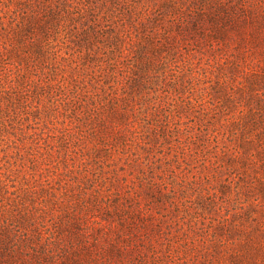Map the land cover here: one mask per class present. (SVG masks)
Instances as JSON below:
<instances>
[{
    "label": "trees",
    "instance_id": "16d2710c",
    "mask_svg": "<svg viewBox=\"0 0 264 264\" xmlns=\"http://www.w3.org/2000/svg\"><path fill=\"white\" fill-rule=\"evenodd\" d=\"M14 4L5 36L11 38V52L20 68L35 70L48 61L58 62L63 60L61 49H70L68 55L74 56L81 72L108 69L113 81H120L121 94L110 93L107 103H93L88 110L94 141L87 154L93 157L90 168L82 164L75 175L69 170L60 173L55 188L49 183L27 184L18 192L0 195V264H197L201 258L206 264H256L258 257H264V246L251 242L249 250L231 253L227 263H214L218 260L210 253L215 252L214 234L187 241L183 234L182 243L174 247L169 225L161 229L165 215L160 214V205L171 193L161 176L155 181L151 171L147 178L138 170L136 185L127 184V175L104 169V162L94 156L103 152L111 159L122 126L131 127L123 116L136 111L133 100L138 93L162 90L199 55L210 57L207 60L230 75L244 77L239 84L257 107L247 124L262 129L257 134V155L264 172V105L258 99L264 95L260 92L264 0H16ZM104 124L113 134L103 132ZM145 179H150L146 185ZM257 183L264 197V174ZM196 240L202 242L200 247L193 245Z\"/></svg>",
    "mask_w": 264,
    "mask_h": 264
},
{
    "label": "rangeland",
    "instance_id": "374dc122",
    "mask_svg": "<svg viewBox=\"0 0 264 264\" xmlns=\"http://www.w3.org/2000/svg\"><path fill=\"white\" fill-rule=\"evenodd\" d=\"M15 1L0 0V195L27 184L55 188L60 173L75 175L81 166L90 168L93 157L88 150L94 141L88 110L93 103H107L110 93L121 94L120 81H113L108 69L81 72L68 55L70 49H61L63 60L58 62L48 61L35 70L20 68L11 38L5 36ZM199 57L163 86L165 92L157 87L144 96L138 93L133 100L136 111L123 116L131 127L122 126L111 159L103 152L94 156L104 162V169L127 175V184L136 185L138 170L147 178L151 171L155 181L161 176L171 190L160 205L165 215L161 229L169 225L173 246L182 243L183 234L186 241L214 234V263H227L231 253L248 249L251 242L264 246V197L257 183L264 174L257 155L262 129L247 124L257 107L239 84L244 77L230 75L207 60L210 57ZM260 90L264 93V87ZM258 99L264 105V95ZM103 127L104 133H112ZM109 163L114 166L104 167ZM197 264L206 263L201 258ZM256 264H264V257Z\"/></svg>",
    "mask_w": 264,
    "mask_h": 264
}]
</instances>
